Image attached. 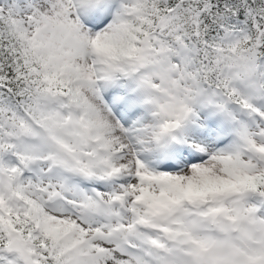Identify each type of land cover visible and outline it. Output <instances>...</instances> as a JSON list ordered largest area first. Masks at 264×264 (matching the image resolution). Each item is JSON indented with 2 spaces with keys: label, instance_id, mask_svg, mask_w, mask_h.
I'll use <instances>...</instances> for the list:
<instances>
[{
  "label": "snow or ice",
  "instance_id": "6c2138e0",
  "mask_svg": "<svg viewBox=\"0 0 264 264\" xmlns=\"http://www.w3.org/2000/svg\"><path fill=\"white\" fill-rule=\"evenodd\" d=\"M0 264H264V0H0Z\"/></svg>",
  "mask_w": 264,
  "mask_h": 264
}]
</instances>
